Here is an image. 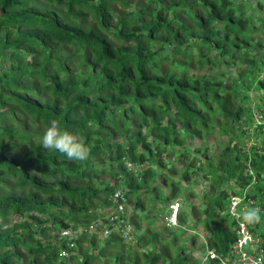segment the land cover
<instances>
[{
	"label": "trees",
	"instance_id": "16d2710c",
	"mask_svg": "<svg viewBox=\"0 0 264 264\" xmlns=\"http://www.w3.org/2000/svg\"><path fill=\"white\" fill-rule=\"evenodd\" d=\"M262 72L264 0H0V264H88L95 255L110 264H198V231L179 227L141 231L131 246L115 234L59 236L97 216L94 198L108 204L115 184L96 187L95 171L120 174L136 208L142 192L162 207L176 196L189 202L204 182V202H189V217L204 231L199 248L225 253L233 187L248 186L264 211V128L239 147L251 128V92L264 110ZM52 120L90 147L86 161L41 146ZM125 160L144 164L139 178ZM71 239L76 254L61 257Z\"/></svg>",
	"mask_w": 264,
	"mask_h": 264
},
{
	"label": "clouds",
	"instance_id": "9594fccd",
	"mask_svg": "<svg viewBox=\"0 0 264 264\" xmlns=\"http://www.w3.org/2000/svg\"><path fill=\"white\" fill-rule=\"evenodd\" d=\"M177 15H178V17H180V19L184 17V15L182 13H177ZM260 77L264 78V72H262L260 74ZM258 94L260 95V93H258ZM249 97L251 100L252 97L251 96H249ZM257 101L258 102L255 103L254 100L252 99V101L250 103L249 116H250V120H251V128H248L247 134L243 135V138L241 139V143H240L241 145H239V147L248 148V146L250 144H252L253 141L256 142V140L259 137H262L261 133H259L256 137L254 135L255 132H258L259 130H262L264 128V110L261 109L260 96L258 97ZM257 121H259V122H257ZM242 128L244 129L245 126ZM221 136H225V135L224 134L219 135L217 140L220 141ZM244 138H245V141L243 140ZM207 141L209 143H211V145H212V143H214V141L211 138L206 140L205 142H207ZM226 141H227V138H226ZM40 143L44 149L56 150L57 152L64 154V156L68 160H71V161L84 162L90 157V153H91L90 147L82 140V138L79 136L78 133L63 130L60 122L57 120H52L50 122V125L46 129V131L44 132ZM192 146H190V147H192ZM165 161L169 162L170 159L167 158ZM123 164H124V168L127 171H129L132 175H135L139 178V176H140L139 172H141L142 168L144 167L143 163L134 164L131 161L125 160ZM248 169H247V172L250 173V170H248ZM111 178H112V176H111ZM112 183H114L115 186L111 189L110 194L108 196V199H107L108 204L106 206L97 207V210H96L97 216L94 219L88 221L85 224H78L76 226L69 225V227L64 229V230L69 231V234H71L72 238L74 237V240L77 239L82 234H85V233H87L89 235H93L95 238H97L99 240L104 239L109 234H115L121 239V241L125 245L131 246V245L135 244L136 237L138 235H136V232L134 230V222L132 220L134 213L132 212V209L129 205V199H128L129 195L126 196L127 187L125 186V183L122 181V177L120 174L117 175V179L113 178ZM204 185H205V183L202 182V184L200 185L201 188L199 189V191H200V203H199V205L200 206L204 202L202 199L203 194H201L206 189L204 187ZM247 187L248 186H244L242 189H237V187H233V190H235L234 193H228L227 205L225 207V212H226V215H228V217L233 222L232 226H231V231L234 234V238H233L232 242L229 244L226 252L223 254L216 253L213 248H210V247H207L206 245H204L203 248H199L200 249L198 251L199 253L197 252L198 256L196 258H198V261H199L198 264H205L207 262V260H209V259H215L217 261V264H223L222 261H224V262L229 261L232 258L229 251H230L231 245L235 242V240L237 238L236 232H235V227L237 225L236 219L229 212V207H230L231 201L233 200V199H231L232 197L238 198V204H237L238 209L237 210H239L240 219L246 223L247 230L252 237V240L249 242V244H246L242 249L245 251L246 255L250 256V258H252L254 260L259 259V263H256V264H264L263 248L257 249V247H256L260 244L262 246H264L263 245L264 239L262 240V238H260V236L257 234L258 231H256L255 225H254V220L259 221V219H260V221H261V217H264V214H263L264 211H261L258 206L253 205V200L247 196V190H248ZM114 192H119V194H120V197L117 199V201H114V197H113ZM195 196H196V194H195ZM130 197L132 198L131 195H130ZM178 197H181V196H176L175 199H172L165 206L166 212L163 215L164 226H167L169 228L170 227L171 228L172 227H179V228H183L186 230H190L191 234L193 232H195L194 228L196 231H203L198 224V222H199L198 220H197L198 222H196L193 225V227H191L193 221L189 217V206H190V204L187 205L188 209L186 210L183 206V202L186 203V201H184L183 199H180ZM118 205L121 206L120 209L118 208ZM171 205H176V208L174 211H173ZM196 206H198V205H196ZM182 208L185 210H183ZM181 211L182 212L184 211L187 213V219L182 224H180L177 221V216L179 215V213ZM259 213H261V214H259ZM109 216H113L115 219L110 221ZM248 220H253V221L248 222ZM92 223H98L97 227L93 230H87L86 228L88 227V225L92 224ZM137 225L139 226L140 230L143 231L141 224L137 223ZM126 226H128V229H127V232L124 236L122 234V231H123L124 227H126ZM103 227H105L108 230V232L106 234L102 233ZM78 228H84L85 230L79 231ZM62 231L63 230L59 231L58 235L61 237H67V239H69L70 238L69 234L66 236L60 235V233ZM256 239L258 241H255ZM72 240L73 239H71L70 242L67 241V243H66V246L68 247V249L70 251L66 252L63 249V251H65L66 254L60 255L61 257H67L69 255V253H73L72 251L74 250V247H75V241L72 242ZM201 242H204V241L202 240ZM139 248H142V247H138L136 245V249H139ZM255 249H257V250H255ZM209 251L212 254V256H210Z\"/></svg>",
	"mask_w": 264,
	"mask_h": 264
},
{
	"label": "rangeland",
	"instance_id": "374dc122",
	"mask_svg": "<svg viewBox=\"0 0 264 264\" xmlns=\"http://www.w3.org/2000/svg\"><path fill=\"white\" fill-rule=\"evenodd\" d=\"M247 6V5H246ZM178 5H175L173 8H177ZM247 11V9H244ZM167 62L169 63L168 60H164V61H161V67L164 68V66L167 65ZM176 63H179V61H176ZM234 72L230 73V75L234 74ZM259 92H251L250 93V96L252 97V99L254 100L255 103H257V99L259 97ZM246 124H242L241 128L244 127ZM238 126H235L234 129H237ZM240 128V127H239ZM240 128V129H241ZM214 133V132H213ZM215 134V133H214ZM245 141V138L243 139ZM242 140V141H243ZM211 141V140H210ZM226 141V137L225 136H221V140L220 142L221 143H225ZM194 144V142L190 143L189 146H192ZM241 145V144H240ZM212 146H213V151L211 153H208V154H213L215 152V147H214V143H212ZM169 159V158H168ZM154 163V160L153 159H150L148 160L147 164H150L152 165ZM93 179H92V184H94L96 187H101L103 185L102 181H107L108 184H111L113 182V178H111V176L107 173V172H97L95 171L93 173ZM202 183L200 184H195L192 188L193 192L196 194V196H189L188 197V201L191 202V204H194V205H199L200 203V191L199 189L201 188V185ZM201 194L204 195V192H202ZM99 195L102 197L104 196L103 193H99ZM155 195V193H152V197ZM143 199L141 201V207L139 208H136L133 204V199L130 197V195L128 196V199H129V205L132 209V212L134 213V216L132 218L133 222H134V230L136 232V235L140 236L142 234L139 226L137 225V223L141 224V227L143 229V231L145 233H148L151 229L159 232V231H163V227H164V224H163V215L165 214L166 212V207H162V205L160 203L157 202V200L155 202H153L151 204V201H153V199H155V197H153V199L150 201L148 200V202H146V198H148L150 195L148 192H142L141 195H140ZM180 199H183L182 197H178ZM189 202H183V206L184 208L187 210L188 209V204ZM96 203H97V206H98V201L97 199H93L91 204L94 206V208H97L96 206ZM151 204V205H150ZM162 207V210H160V208ZM183 209V208H182ZM183 209V210H185ZM264 214V213H263ZM199 221V220H198ZM198 221H193L192 223V226L195 224V222H198ZM253 220H248V222H252ZM255 221V220H254ZM260 222V221H259ZM199 226L201 227V222H198ZM260 225H263L264 224V217H261V222L259 223ZM169 228V227H168ZM188 228V227H187ZM202 229V227H201ZM182 231H184V229L182 228ZM194 231L197 232L194 228ZM185 232L187 234H190L191 235V231L190 230H186L185 229ZM51 232L50 230L48 229V231H45L44 232V235L47 236L49 235ZM52 234V233H51ZM178 235V233H175ZM198 234V238L196 239L195 241V251L193 252L192 256L194 257H197L198 256V251L200 250L199 249V246H200V243L201 241L203 240V235L201 233V231H198L197 232ZM178 237V236H177ZM182 242V241H181ZM84 244V243H83ZM114 249L112 247L109 248L108 252L109 251H113ZM88 251L89 252H94L92 254H95V249L94 248H88ZM73 254H76V250L74 249L73 251ZM198 252V253H197ZM110 264L111 262L109 261H106L103 257H100L98 255H95V257L92 259V261L90 260L88 264ZM119 264H124L122 262V260H119L118 262Z\"/></svg>",
	"mask_w": 264,
	"mask_h": 264
},
{
	"label": "built area",
	"instance_id": "2783aa9c",
	"mask_svg": "<svg viewBox=\"0 0 264 264\" xmlns=\"http://www.w3.org/2000/svg\"><path fill=\"white\" fill-rule=\"evenodd\" d=\"M259 122V121H257ZM113 197H114V201H117V199L120 197L119 192H114L113 193ZM231 199H233L231 201L230 207H229V212L231 215H233L236 219V227H235V232H236V240L235 242L231 245L230 247V255L232 256V258L229 261H222L223 264H256L259 263V259H252L250 258L249 255H246L245 251L242 249L246 244H249V242L252 240L251 235L249 234L247 227H246V223L240 219V214H239V210H237V204H238V198L232 197ZM173 211L176 208V205H171ZM118 208L120 209L121 206L118 205ZM115 218L113 216H109V220L112 221ZM98 223H92L89 224L88 227L86 228L87 230H93L97 227ZM128 226L124 227L122 234L125 236L126 232H127ZM79 231L85 230L84 228H78ZM108 232V230L103 227L102 228V233L106 234ZM69 234L68 230H63L60 235L62 236H66ZM255 241H258L257 239ZM210 253V251H209ZM65 251L61 250L60 251V255H65ZM210 256H212V254L210 253ZM221 261V260H220Z\"/></svg>",
	"mask_w": 264,
	"mask_h": 264
},
{
	"label": "crops",
	"instance_id": "0c3cea01",
	"mask_svg": "<svg viewBox=\"0 0 264 264\" xmlns=\"http://www.w3.org/2000/svg\"><path fill=\"white\" fill-rule=\"evenodd\" d=\"M259 221H260V219H259ZM259 221H254L255 229H257L255 223H257L258 226H260L259 228H263V227H264V224H263V225H260L259 223H260L261 221H260V222H259Z\"/></svg>",
	"mask_w": 264,
	"mask_h": 264
},
{
	"label": "bare ground",
	"instance_id": "6f19581e",
	"mask_svg": "<svg viewBox=\"0 0 264 264\" xmlns=\"http://www.w3.org/2000/svg\"><path fill=\"white\" fill-rule=\"evenodd\" d=\"M173 239V238H172ZM175 239V238H174ZM172 241V240H171ZM171 241H169V242H171ZM176 241H177V239H176ZM172 243V242H171ZM135 254V253H134ZM138 255V254H137ZM144 262V261H143Z\"/></svg>",
	"mask_w": 264,
	"mask_h": 264
}]
</instances>
